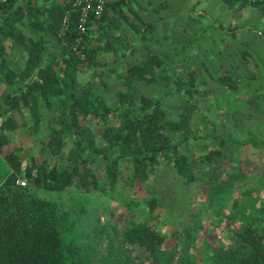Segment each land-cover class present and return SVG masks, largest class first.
Returning <instances> with one entry per match:
<instances>
[{
    "label": "trees",
    "instance_id": "1",
    "mask_svg": "<svg viewBox=\"0 0 264 264\" xmlns=\"http://www.w3.org/2000/svg\"><path fill=\"white\" fill-rule=\"evenodd\" d=\"M71 1L0 0V264H95L99 250L80 227L84 208L64 207L61 195L71 188L109 194L116 185L117 193L128 194L118 203L129 218L116 229L115 222L98 214L106 205L94 211L92 227L107 238L99 264H264V215L255 216L264 203L247 190L242 206L232 211L242 216L239 227L229 228L226 244L207 254L200 250L201 262L199 246L193 247L194 229L164 213L170 222L180 223L169 233L173 243L166 245L168 235L160 228L163 215L154 212L157 197L131 196L144 195L145 189L137 187L161 165L173 170L178 187L196 180L204 183L226 137L203 134L200 123H193L195 112L205 114L197 99L201 90L194 70L185 66L179 70L184 75L171 74L151 50L118 75L120 85L127 87H118L116 101L109 103L93 80L99 64L96 53L122 54L133 48L124 42L123 33L99 28L109 6L120 0L88 19L76 46L82 58L73 49L77 11ZM64 13L68 25L58 35ZM134 79L149 84L162 80L183 93V101L176 110L166 107L161 95L133 91ZM217 80L228 83L236 94L239 79ZM33 138L36 144L31 143ZM199 139H204L203 147L194 150L191 161L189 148ZM217 170L218 177L226 171ZM227 176L226 190L231 179H237ZM235 205L232 198L231 206ZM252 210L257 214L251 215Z\"/></svg>",
    "mask_w": 264,
    "mask_h": 264
},
{
    "label": "rangeland",
    "instance_id": "2",
    "mask_svg": "<svg viewBox=\"0 0 264 264\" xmlns=\"http://www.w3.org/2000/svg\"><path fill=\"white\" fill-rule=\"evenodd\" d=\"M181 1L182 3H178V0H173L174 4L172 8L175 9V11L177 9L178 12L175 13L179 15V18L171 19L170 25H167L168 31H165L166 37L169 38L168 41L165 42V45L169 47L171 51L168 50L164 52L163 57L168 63H166V66L169 68L168 70L170 73L171 67L174 66V60L176 59V54L173 49L175 46L178 47L181 44L180 48L183 47L182 55L187 56V59L190 58V61L192 60L191 64H195L197 59L203 62L211 78L218 79L224 72H230L228 69L224 71V64L231 63L233 60H241L247 65L252 66V68H250L251 70L247 71L264 75V52L259 53L257 46L251 44L244 45L247 52L242 55L240 52L227 55V50L223 54V49L226 45L221 41V29L219 27L216 29L211 24V15L207 13V4L209 3H207V0H188V5L185 8L183 7L184 0ZM194 9L202 11L194 15ZM195 16H197V18H195ZM180 21L185 27L184 30H182V28L179 30L178 25ZM221 24V26H226L224 23ZM257 28L258 27H254L250 32L248 31V34L245 36L257 35ZM204 35L213 36L214 42L216 41V43L210 44L207 46V49L201 47L200 41L201 37ZM214 45H218L220 51H214ZM201 59H203V61ZM102 68L106 71L104 66ZM180 74L184 75V71L182 70ZM257 78L264 80V76H259ZM112 79L113 78L110 77L107 78L106 81H112ZM210 82V84L203 85L204 87L211 88L210 93L203 91V88L200 86L201 89L199 90H201V92L197 99L205 114L202 116L200 112H195L193 114V123L195 126L200 123V131L203 134H210L212 132L222 133L221 135L226 137L227 145L225 143V147L221 149L222 154L220 157H215L214 164L209 166L207 171L208 178H205L208 180L204 183H202L203 181L201 180H196L195 183L189 182L186 183L187 185L183 184L178 187V181L173 170H170L167 165H161L155 170L153 177L148 179L140 188L137 187L136 190L142 189L144 191L145 189L144 195L133 194V196H131L132 198L136 197L139 199L146 195H155L157 197L158 205L155 207L154 212L163 215V220H167L166 224L163 223V220L162 224L160 220V228L168 235L166 241L167 246L171 245L174 240L172 236H169V233L172 230H178L180 228V223H173L168 219H178L183 225L189 224L190 227L188 229H194V232H196L193 247L196 245L200 248L197 250L198 261L202 260L203 255L200 254L202 250L203 252L205 251L204 254H207L209 250L215 249L221 244H226L228 242L229 228L239 227L242 216L238 213L237 215H232V211L234 212V209L237 207L239 208L240 204L242 206L245 190L264 203V189H262L264 188V174L259 176L262 172L264 173V120L258 124H248L250 122L249 119L252 118L253 110H255L253 106L257 103L258 99L254 96L253 103L251 100L253 93H249L250 96H247L244 105L241 106L240 103L242 101H239V98L247 95V91L243 90L248 88V86L245 87V85L242 86L238 84L235 87L238 91L233 96L232 90H229L231 92L228 91L227 93L226 89H223V91H221V89H215L213 87L214 81L212 82V80H210ZM219 83L224 84L221 81H218L216 84ZM157 85L158 86L154 84L144 85L139 83L134 86L133 90L136 93L149 91V93L161 95L162 101L166 107L173 110L178 109L183 101V93L175 88L164 85L162 80H160ZM96 86L100 92L105 95L108 102H115V95H113L114 98L110 96L112 92L105 90L104 85L100 83L99 85L96 84ZM251 87L258 88L256 85H252ZM156 88L158 90H156ZM248 91L250 90L248 89ZM256 93L261 94L263 92L256 91ZM225 103H228L230 107ZM262 104L263 103L260 105L262 106ZM222 105H225V107H222ZM235 105H240L241 108H231ZM213 118H216L217 121L215 122ZM253 127L255 129H253ZM246 135H249L252 140L246 137ZM30 140H32L31 143L36 144L35 138ZM203 141L204 139H199L196 141L195 146L189 148L190 152L188 156L191 161H193L192 157H194L195 154L194 150L202 149ZM250 143L255 144V146L257 145V148H248L247 144L250 145ZM238 150V156L235 155L232 157L233 154L238 153ZM229 157L232 160L229 159ZM230 161L233 164H231ZM217 167H221L223 171L226 170L221 172L219 177ZM122 172L125 173L126 170L122 169ZM228 174L236 175L237 179H231V181L233 180V183L230 184L231 188L226 190L229 177L227 176ZM117 189L120 190V185H116V188L113 187V191H108L110 192L109 194L101 195L81 193L71 188L61 195L64 207L69 206L75 210V207L80 205L84 208L85 212L82 214L80 227L83 230L85 238L89 242L94 243L95 241L96 249L99 250L94 259L95 264H99L97 257L104 251L105 240L107 238L106 235H100L98 231L95 232V229L92 227L94 211H99L101 206L106 205L105 211L98 214L101 218L109 217V219L115 222L116 229H120L126 218H129V213L124 206L118 203L124 196L128 197V194L121 191L124 194L118 196L121 192L117 193ZM232 198H235L237 202V205L234 207L231 206ZM240 208L242 209V207ZM168 211H170L171 214H169ZM257 212L259 215L252 210L251 215H264V209ZM164 213H167L166 216L168 219ZM247 213H249V211ZM180 238H183V235H181Z\"/></svg>",
    "mask_w": 264,
    "mask_h": 264
},
{
    "label": "crops",
    "instance_id": "3",
    "mask_svg": "<svg viewBox=\"0 0 264 264\" xmlns=\"http://www.w3.org/2000/svg\"><path fill=\"white\" fill-rule=\"evenodd\" d=\"M112 1L113 0L106 5ZM178 1V3H182L181 0ZM188 2V0H184V8L187 7ZM256 2L257 3H248L239 0H207V13L211 15V24L214 28L217 29L219 27L221 29V31L219 30L220 34H222L221 41L226 45L223 49V54L227 50V55L239 52L242 55L247 52L244 46L246 44L257 46L259 53L264 52V0H257ZM173 4V0H120V2L109 6L106 16L103 17L104 19L100 20V30L104 28L108 33H123L126 37L124 42L133 48L132 50H124L122 54L117 53L109 55L103 51L101 53H99L100 51L96 53V60L99 64L96 65L97 72L93 80L95 86L96 84H100L98 78L102 79L107 87H105V90L112 92V95H110L112 97L115 95V91L118 87L126 89L127 86L125 84L123 86L120 85L122 81L118 78V75L122 74L124 70L134 62L144 58L150 50L154 55L167 63L163 57V53L170 49L165 45V42L169 39L166 37L165 31H168L167 25H170L171 19L179 18V15L175 13L178 12L177 9L175 11V9L172 8ZM200 11L194 9L193 14L197 15ZM195 18H197V16H195ZM221 23H224L226 26H221ZM178 26L179 30L180 28H182V30L185 29L181 21ZM254 27H258L256 30L258 34L255 36H245L248 34V31L250 32ZM205 36L206 35L201 37L200 43L201 47L207 49V46L215 44L216 41L214 42L213 36ZM96 38L97 34L94 33L93 39L95 40ZM180 45L178 47L175 46L173 49L176 54V59L174 60V66L171 67V74L177 72V74H180L181 71L179 70L188 66V68L194 70V74L199 79V85L197 86L199 89L203 88V91L210 93L211 88L204 86L205 84H210V80H212V82L214 81L213 87L215 89H221V91L226 89L227 92L229 91L230 88H228V83L226 84L221 80L224 84H216L219 80L210 77L211 75L207 73L203 62L197 59L195 64H191L192 60L190 61V58L187 59V56L182 55L183 47L180 48ZM213 48L214 51H220L218 45H214ZM13 57L16 56L13 54L12 58ZM201 60L203 61V59ZM185 61H187L186 64ZM103 66L106 68L107 72L102 68ZM224 66V71L228 69L230 72L226 71L220 76L234 77L236 80L239 79L237 85L241 84L242 86L245 85V87L248 86V88L243 91H247L248 94L253 93L251 99L253 103L254 96L258 99L257 103L254 106L252 105L255 110H253L252 118L249 119L250 122L248 124L263 122L264 80L258 79L257 77L264 75L247 71L251 70L250 68H252V66L247 65L241 60H233L231 63H225ZM110 77L113 78V82L106 81V79ZM159 82L160 81L156 84L154 83V85L158 86L157 84ZM139 83L144 85L149 84L134 79V85H132L131 89L133 90L134 86ZM252 85H256L258 88H252ZM2 89L3 87L0 86V91H2ZM248 89L250 91H248ZM156 90L158 89L156 88ZM237 91V89L236 91L234 90V93ZM256 91H261L263 93L257 94ZM144 93H149V91ZM247 96L239 98V101H246ZM114 101H116V98ZM261 103H263L262 106L260 105ZM222 107H225V105H222ZM235 108H241V106L238 105ZM213 120H215V122L217 121L216 118H213Z\"/></svg>",
    "mask_w": 264,
    "mask_h": 264
},
{
    "label": "built area",
    "instance_id": "4",
    "mask_svg": "<svg viewBox=\"0 0 264 264\" xmlns=\"http://www.w3.org/2000/svg\"><path fill=\"white\" fill-rule=\"evenodd\" d=\"M110 1L111 0H72L71 1L72 7L77 11L76 21H75L76 37H75V44L73 46V49L80 58L83 57V54L76 46L79 43L82 33L85 30L88 19L90 17L91 18L99 17L103 12L106 4ZM239 1L254 3L257 0H239ZM67 25H68V13H64L60 18V28L58 31V35L63 34Z\"/></svg>",
    "mask_w": 264,
    "mask_h": 264
}]
</instances>
